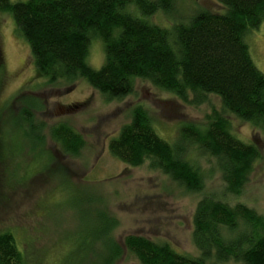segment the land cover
Returning <instances> with one entry per match:
<instances>
[{"label":"trees","instance_id":"obj_1","mask_svg":"<svg viewBox=\"0 0 264 264\" xmlns=\"http://www.w3.org/2000/svg\"><path fill=\"white\" fill-rule=\"evenodd\" d=\"M216 1L226 7L224 13L201 11L171 29L146 18L171 9L173 0H0V13L11 15L29 44L36 75L48 84L85 79L102 95L116 99L132 93L136 79H144L183 101L191 97L201 103L206 95H214L225 112L264 129V73L244 41L264 22V0ZM92 37L99 38L104 49L97 70L87 63ZM2 60L0 51V94ZM29 111L23 110L19 118L37 132L41 126L33 125ZM50 137L71 156L84 145L82 136L65 123L51 127ZM177 138L173 145L160 138L147 110L136 106L130 121L108 142V151L131 167L148 161L151 169L197 193L204 187V174L186 157L188 147L194 146L216 158L224 196H240L259 150L236 138L226 118L215 114L205 126L184 123ZM117 224L111 217L103 234ZM192 224L196 257L141 235L125 236L122 246L110 236L103 246L105 258L93 264H115L123 247L139 264H264V217L245 204L204 193ZM0 264H25L7 232L0 234Z\"/></svg>","mask_w":264,"mask_h":264},{"label":"rangeland","instance_id":"obj_2","mask_svg":"<svg viewBox=\"0 0 264 264\" xmlns=\"http://www.w3.org/2000/svg\"><path fill=\"white\" fill-rule=\"evenodd\" d=\"M225 10L216 0H173L171 9L146 19L171 29L198 12ZM244 41L264 73V22ZM0 51V141L4 142L0 143V234L13 235L25 264H93L105 258L108 237L122 246L127 235L166 242L175 251L196 257L192 219L204 193L230 204L243 203L264 217V129L225 112L218 97L206 95L201 103L191 97L183 101L144 79H136L133 92L116 99L102 95L85 79L48 84L36 75L29 44L9 13H0ZM103 62V43L92 37L87 63L97 70ZM136 106L147 110L155 132L171 145L177 143L184 123L205 126L215 114L226 118L236 138L259 150L240 196H224L216 158L194 146L188 147L186 157L204 174V187L197 193L151 169L148 161L131 167L112 156L108 142L130 121ZM23 110H30L33 125L41 126L37 132L22 124ZM61 123L83 138L77 156L64 153L50 137V128ZM111 217L118 224L105 235L102 228ZM115 264L139 263L123 247Z\"/></svg>","mask_w":264,"mask_h":264}]
</instances>
